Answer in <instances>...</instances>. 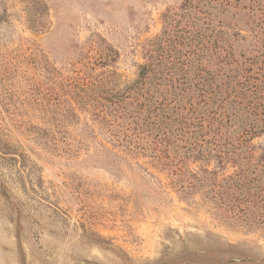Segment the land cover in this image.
Listing matches in <instances>:
<instances>
[{"label":"rangeland","instance_id":"1","mask_svg":"<svg viewBox=\"0 0 264 264\" xmlns=\"http://www.w3.org/2000/svg\"><path fill=\"white\" fill-rule=\"evenodd\" d=\"M180 1L0 0V264H264L261 231L225 226L152 166L103 164L82 129L92 121L77 93L102 69L134 79ZM233 22L224 29L248 35ZM228 42L235 58L249 47ZM96 45L115 61L95 65Z\"/></svg>","mask_w":264,"mask_h":264},{"label":"trees","instance_id":"2","mask_svg":"<svg viewBox=\"0 0 264 264\" xmlns=\"http://www.w3.org/2000/svg\"><path fill=\"white\" fill-rule=\"evenodd\" d=\"M236 17L248 35L227 31ZM162 20L142 46L134 79L120 83L102 69L77 93L92 121L85 118L82 129L103 164L152 166L180 199L198 197L225 226L264 235V145L252 142L264 136V0H181ZM233 35L249 39L239 58ZM95 48V65L118 55L109 45ZM68 111L80 121L71 104Z\"/></svg>","mask_w":264,"mask_h":264}]
</instances>
